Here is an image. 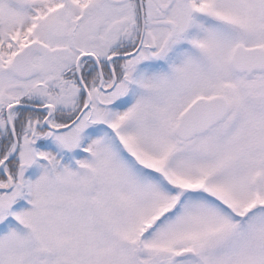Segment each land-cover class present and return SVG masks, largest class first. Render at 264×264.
<instances>
[{
	"label": "snow or ice",
	"instance_id": "obj_1",
	"mask_svg": "<svg viewBox=\"0 0 264 264\" xmlns=\"http://www.w3.org/2000/svg\"><path fill=\"white\" fill-rule=\"evenodd\" d=\"M0 264H264V0H0Z\"/></svg>",
	"mask_w": 264,
	"mask_h": 264
}]
</instances>
